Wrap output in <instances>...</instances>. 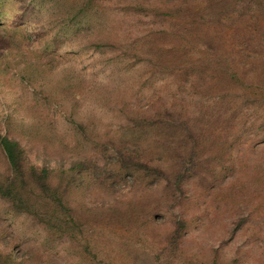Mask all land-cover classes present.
<instances>
[{
  "label": "rangeland",
  "instance_id": "obj_1",
  "mask_svg": "<svg viewBox=\"0 0 264 264\" xmlns=\"http://www.w3.org/2000/svg\"><path fill=\"white\" fill-rule=\"evenodd\" d=\"M66 1L71 3L77 0ZM141 1L146 6L152 1L154 6L159 0ZM200 1H193L182 12L179 10L180 13L164 9L167 8V2L160 5L157 13H144V10L140 11L138 8H115L114 0H91V5L101 8L100 13L96 10V15H92L87 23L76 29L72 25L55 26L52 16L43 9L44 5H39L38 8L32 7L28 0H3L0 7V127L3 124L2 115L6 111V102L9 98H14L23 106L28 105L29 111L35 116L39 113L40 116L51 118L60 133L70 138L71 131L63 119V113L74 100L75 114L79 118L88 117L85 123L98 125L99 140L107 144H120L123 139L120 127L123 118L119 110L111 106L114 104L105 98L103 92L112 88L119 95L118 98L127 99L132 105L145 110L148 104L150 110L160 111L172 100L176 103L180 100L177 94L171 95L175 91L174 79L183 85V94L188 100L191 98L186 93L191 89L189 83H197L198 80L186 75L185 81L181 82L179 73L172 75L168 72L163 78L159 73L148 75L146 79L148 78L149 84H139L132 79L136 65L130 68L123 60L113 65L112 61L118 52L108 46L98 48L99 43L95 42H103L101 37L109 34L113 40H118L121 32L115 35L114 30L122 20H128L123 31L129 29L131 36L137 35L140 38L145 32L161 30L166 26L174 27L177 22L187 25L198 23L195 26L200 32L206 33L202 38L201 53H197L200 56L198 60H201L206 57L205 52H221L210 49L219 48L221 44V40L215 35L218 32L230 33L245 26L246 30L264 33V0ZM145 5L142 6L146 8ZM151 15L159 17L152 19ZM254 16L258 19L256 23L252 22ZM168 45L169 42L164 43V48ZM222 49L225 47L222 46ZM259 49L260 56L253 59L250 66L253 72L246 75V82L257 72L254 70H264V43ZM214 58L215 64L208 67L204 65L207 73H216L221 65ZM183 59L188 60L186 57ZM196 59L194 55L192 60ZM195 64L194 69L200 67L199 61ZM23 65L26 67L20 69ZM146 74L143 71L144 77ZM38 75L40 76L37 78ZM257 75L262 79L258 89H231L230 95L233 96L224 103L215 102L211 95L204 100L206 103L203 110L207 107L209 115L215 116L217 109L222 111L223 114L218 118L226 123V130L222 124L212 122V118L210 121L198 118V108L194 104L184 103L189 123L196 124L197 121L196 125L200 126L195 138L200 139L201 133L204 136L193 148L190 147V141L181 150L182 155H186L183 152L187 148H191L194 153V165L183 180L184 196L181 198L175 195L170 203L162 201L157 204V200L151 202L156 207L154 219L158 221L151 225V250L138 247V234L128 222L123 225L108 223L94 220L86 214L84 208L93 205L91 200L96 201L102 196L100 190L92 188L90 194L71 204L74 207L76 226L72 238L62 235L50 239L40 227L33 231L36 229H30L26 219L2 213L4 209L0 200V215L4 214L0 217V224L8 231L3 237H8V234L15 237L14 254L22 255L26 251H33L40 255L49 254L57 264H86L85 257L86 261H78L77 258L84 256L81 251L87 245L88 250L97 255L96 263L93 264H147V261L154 264V256L164 264H252V256L263 252L261 264H264V71L257 72ZM27 76H32L34 80H28ZM43 82L51 84L49 93L46 92L52 100L49 105L43 101L45 91L34 92L39 90L38 87ZM197 90L195 87L192 92L196 93ZM57 103L62 107H58ZM222 106L226 109H220ZM152 130L155 133L146 138L145 145L149 147L148 151L153 157L160 158L164 171L169 172L177 157L166 147L159 148L161 142L157 143V139L163 138L164 131ZM212 135L217 138L215 142H212ZM219 142L224 146L220 150ZM35 148L38 150L37 145ZM86 152L92 153V150ZM110 152L108 149L105 155L109 156ZM2 166L0 159V167ZM158 183L156 187L153 186L152 193L161 197L165 181L159 180ZM82 202L85 207L78 211ZM175 214L193 217V225L177 247L169 248L165 245L164 249L160 233L168 230ZM240 216H245L246 219L230 237L231 222ZM137 220L141 222L138 217ZM154 234H159L161 240L158 241ZM146 244L148 243L144 245ZM210 246L217 250L216 259L208 251ZM238 248L248 249V252L239 257L236 254ZM235 256L236 262L232 263Z\"/></svg>",
  "mask_w": 264,
  "mask_h": 264
},
{
  "label": "trees",
  "instance_id": "obj_2",
  "mask_svg": "<svg viewBox=\"0 0 264 264\" xmlns=\"http://www.w3.org/2000/svg\"><path fill=\"white\" fill-rule=\"evenodd\" d=\"M114 1L115 8L119 6L123 9L138 8L140 11L144 10V13L150 11L157 13L160 5L167 2L165 6L167 8L164 9H172L180 13L179 10L182 12L195 0H159L154 6L152 1L149 6L141 0ZM2 3L3 0H0V7ZM28 3L38 8L39 5H44L43 9L52 16L55 26L72 25L76 29H79V25L87 23L92 15H96V10L100 13L101 9L91 5V0H77L71 3L66 0H28ZM150 17L158 19L159 15ZM256 19L253 18L252 22L256 23L258 20ZM127 23L128 20L119 21L114 30L115 35L121 32L118 40H113L111 34L101 37L103 42H95L99 43L98 48L108 46L118 52L117 57L112 61L113 65L118 64L120 60L127 62L130 68L136 65L132 79L139 84L147 82L146 77L154 73H159L162 78L168 72L172 75L179 73L181 82L185 81L186 75L196 78L198 82L189 83L191 89L186 91L191 96L189 100L183 94L185 91L183 85L176 79H174L175 91H172L171 95L177 94L180 100L177 103L172 100L160 111L150 110L148 104L145 110L132 105L127 99L118 98L119 95H116L112 88L103 92L105 98L114 104L111 106H115L114 108L119 110L123 118L120 126L123 139L121 138V143L117 145L99 140L98 125L85 123L88 117L79 118L75 114L74 100L63 113V119L68 123L71 131L70 138L62 135L56 123L48 116H40L39 113L35 116L29 111L28 105L23 106L14 98H9L6 102V111L2 115L3 124L0 127V159L3 163L2 168L0 167V200L4 209L2 213L26 219L29 222L28 227L36 229L33 231H37L39 227L43 228L50 239L62 235L72 238L76 226L74 207L71 204L90 194L92 188H96L101 191L102 196L96 201L91 200L93 205L89 208L82 202L78 211H82L85 207L86 214L94 220L122 223L121 225L128 222L135 227L134 230L138 234L136 235L138 247L141 249L147 247V250H151L152 239L149 236V234L153 236L151 225L158 223L154 219L156 207H153L151 202L157 200V204L162 201L170 203L175 195L181 198L184 196L183 180L194 165V153L191 148L200 143L204 136L201 133L200 139L195 138L200 126L196 125L197 121L196 124L189 123L185 104H194L198 108V114L196 113L198 118L203 117L209 121L212 118V122L222 124L226 130V123L218 118L223 114L222 111L217 109L214 112L215 116L209 115L207 107L203 110V105L205 106L206 103L204 100L211 95L215 102L224 103L233 96L230 95L231 89L246 87L251 90L261 86L259 83L262 79L258 77L257 72L264 71L263 68L254 70L257 72H254L246 82V75L253 72L250 67L253 59L260 56L259 47L264 43V33L261 31L246 30L244 26L230 33L218 32L215 35L221 40L219 48H209L221 52H205L206 57L198 60L200 56L197 53H201L202 38L206 35L195 26L199 25L198 23L187 25L184 22H177L174 27L166 26L161 30L145 32L142 38L137 35L131 36L129 29L124 32ZM166 42H169V45L165 49ZM222 46L225 47L224 50ZM194 55L197 59L193 61ZM183 57L188 60H184ZM214 57L221 65L216 73H207L204 65L208 67L215 64ZM197 61L200 62V67L194 69ZM24 67L26 65L21 66L20 69ZM143 71L147 73L145 77ZM27 79L34 80L32 76H27ZM195 87L198 89L196 93L192 92ZM50 88L51 84L48 82L41 84L39 90L34 91L36 93L45 91L43 101L47 105L52 101L46 93ZM185 98L187 100L184 102ZM57 106L62 107L59 103ZM220 109L226 107L222 106ZM152 129L156 132L160 130L165 132H162L163 138L157 139V143L161 142L159 148L164 146L177 157L173 169L170 167L169 172L164 171L160 158L153 157L148 151L149 147L145 145L146 138L155 133ZM211 139L215 142L217 138L212 135ZM190 141L191 148H187L183 152L186 155H182L181 150ZM219 143L218 150L224 147L222 142ZM35 145L38 146V150ZM227 145L230 146V143ZM89 149L92 150L93 155L87 154L86 150ZM108 149L111 152L106 156L105 152ZM139 180L142 182L140 183ZM159 180L165 181L161 197L155 192L152 193L153 186L159 185ZM245 219V216H240L232 220L230 237ZM192 220L193 217L180 214L172 217L168 230L160 233L164 249L165 245L169 248L178 246L189 227L193 225ZM7 233V228L0 224V264H57L49 254L40 255L33 251H26L22 255L14 254L13 245L16 239L11 234L4 238L3 235ZM154 236L158 241L161 240L159 234ZM145 243L148 244L144 245ZM82 249L84 256L80 255V259L77 260L87 259L86 264L96 263L97 255L91 253L87 245ZM208 251L212 252L215 259L217 258L218 253L214 247L210 246ZM247 252L248 249L238 248L236 254L240 257ZM262 253L252 256L254 259L252 264H261ZM234 262L236 256L232 263ZM146 263L152 264L151 261ZM154 264H164V262L154 256Z\"/></svg>",
  "mask_w": 264,
  "mask_h": 264
}]
</instances>
